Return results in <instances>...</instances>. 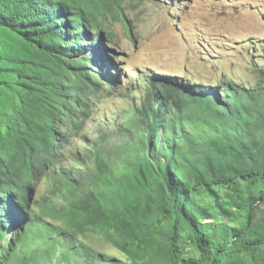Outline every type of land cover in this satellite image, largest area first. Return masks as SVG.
Segmentation results:
<instances>
[{
  "label": "trees",
  "instance_id": "1",
  "mask_svg": "<svg viewBox=\"0 0 264 264\" xmlns=\"http://www.w3.org/2000/svg\"><path fill=\"white\" fill-rule=\"evenodd\" d=\"M98 31L90 0H0V237L21 214L29 222L7 264H65L86 250L69 235L89 229L134 264L162 250L165 264H264V87L227 82L222 97L155 76L119 125L125 143L93 144ZM76 141L94 148L90 167L68 161ZM42 177L50 194L36 215L27 208ZM183 242L199 255L186 258Z\"/></svg>",
  "mask_w": 264,
  "mask_h": 264
},
{
  "label": "rangeland",
  "instance_id": "2",
  "mask_svg": "<svg viewBox=\"0 0 264 264\" xmlns=\"http://www.w3.org/2000/svg\"><path fill=\"white\" fill-rule=\"evenodd\" d=\"M90 3L101 36L93 49L95 62L88 61L87 68L101 84L100 94L104 96L92 116L98 125L91 118L84 128L93 144L115 147L125 143L119 125L127 121L133 107L141 106L145 80L155 76L205 85L208 91L219 89L222 97L227 82L253 91L264 87V0H90ZM105 56H109V61ZM70 151L68 161L87 158L86 166L93 164L91 144L76 141ZM46 181L42 177L34 183L27 212L43 213L39 205L50 194ZM215 189L221 195L225 192L219 187ZM0 190H4L1 182ZM205 198L209 200L208 196ZM52 222L63 224L60 219ZM28 223L21 214L19 225L0 237V264H7ZM159 224L164 230L169 226L168 222ZM72 234L75 235L70 234L69 239L86 250L71 252L65 264H89V256L102 258L103 264H134L127 253L95 229ZM67 249L65 246L64 250ZM182 252L186 258L199 255L196 246L184 242ZM150 258L155 264L167 262L165 250L153 252ZM47 264H55V260Z\"/></svg>",
  "mask_w": 264,
  "mask_h": 264
}]
</instances>
